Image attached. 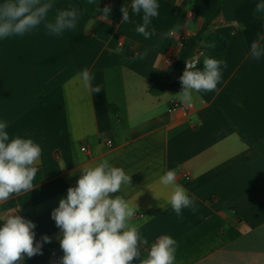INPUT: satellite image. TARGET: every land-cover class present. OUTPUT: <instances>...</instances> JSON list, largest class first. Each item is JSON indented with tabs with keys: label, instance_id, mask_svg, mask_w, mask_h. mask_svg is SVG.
I'll return each mask as SVG.
<instances>
[{
	"label": "crops",
	"instance_id": "1",
	"mask_svg": "<svg viewBox=\"0 0 264 264\" xmlns=\"http://www.w3.org/2000/svg\"><path fill=\"white\" fill-rule=\"evenodd\" d=\"M80 1L51 0L48 14L53 21L59 10L76 8L75 30L54 36L42 22L24 36L0 39V122L7 121L10 139L26 128L44 136L36 187L0 202V221L15 212L35 223L37 242L45 235L59 242L52 211L76 186L80 168L107 159L131 175L119 194L136 203L131 223L142 226L149 247L168 235L178 243L176 264H264V154L257 148L264 143V57L256 60L249 52L257 33L264 34V15L254 12L264 0H158L149 39L135 32L143 14L132 13V0H104L112 9L107 20L86 17ZM220 1L204 33L227 41L219 92L199 94L191 107L173 102L163 94L181 91L182 74L175 71L165 91L151 95L183 39ZM126 4L129 21L121 23ZM85 68L100 93L84 88L79 73ZM36 94L44 95L42 105ZM170 169L197 198L195 214L184 209L180 218L165 203L171 188L159 177ZM62 256L42 246V254L24 264H59Z\"/></svg>",
	"mask_w": 264,
	"mask_h": 264
},
{
	"label": "clouds",
	"instance_id": "2",
	"mask_svg": "<svg viewBox=\"0 0 264 264\" xmlns=\"http://www.w3.org/2000/svg\"><path fill=\"white\" fill-rule=\"evenodd\" d=\"M87 4H95V10L101 13L104 20L110 17L112 9L109 5L101 9L97 0H87ZM159 7L158 0H132L130 4L133 14H143L142 24L135 28V32L145 39L155 35L154 30L148 31V26L151 19L159 15ZM52 9L51 0H2L0 39L24 36L40 27L42 22L47 32L54 36H61L66 30H75L79 20L76 8L59 10L54 20L49 21L48 14ZM120 11L121 23H127L129 6H122ZM254 12L258 16L264 15V2L257 3ZM170 34L165 33L164 36ZM262 41L264 34L257 33V39L249 48L253 59L264 57ZM198 43L206 49L216 47L214 43L203 40ZM147 55V51L138 53L137 59L143 60ZM201 55L204 56L203 67H198L200 61L197 58L186 59L185 68L179 77L181 91L164 93L165 97L191 107L199 94L219 92L222 66L226 68L227 64L203 52ZM79 78L86 90L101 92V86H92L94 76L87 68L79 73ZM194 94L197 95L194 97ZM191 119L200 122L195 115ZM7 128V121L0 122V202L23 192L29 193L36 187L34 180L42 155L39 143L30 137L16 136L10 139ZM80 171L76 186L67 189L66 198H61L58 207L51 213L62 232V237H58L63 251L59 264H133L135 260H139V264H176L178 243L174 238L161 236L149 247L148 239L142 235V226L131 223L138 207L119 194L125 186H130L131 175L107 159L82 167ZM159 183L171 188L165 203L171 206L178 217L183 218L184 209H190L195 214L198 210L197 198L177 183L176 170H167L159 177ZM160 207L163 208L164 204ZM14 213L8 214L0 226V264H24L25 258L42 254L43 243L51 242L47 235L43 236L42 242H37L35 223Z\"/></svg>",
	"mask_w": 264,
	"mask_h": 264
},
{
	"label": "trees",
	"instance_id": "3",
	"mask_svg": "<svg viewBox=\"0 0 264 264\" xmlns=\"http://www.w3.org/2000/svg\"><path fill=\"white\" fill-rule=\"evenodd\" d=\"M221 1L218 3L214 11L205 19V21L203 22L202 26L198 29V31L195 34L183 39L176 60L173 64V68L175 69L177 74L183 73L186 59L194 58L196 49L198 47L201 48L204 55L212 56L216 59L222 60L227 48V41L225 40V38H223L217 33H211L206 38H204V33L209 29L211 22L215 19V17L218 15L220 11ZM97 2H99V7L103 9L104 0H97ZM95 8L96 5L87 4V0L80 1V9L82 13L90 19H96L101 14L97 12ZM201 40L205 42L214 43L216 47L210 49L203 48L198 43ZM203 58L204 56L202 55H199L197 58L200 61V63L198 64L200 67H203L202 64ZM167 82L168 79L164 77V73L160 74L156 79V81L150 86V90H149L150 94L153 96L162 94L165 91ZM34 101L36 104L42 105L44 103V95L36 94L34 96ZM20 137L23 138L30 137L40 145L44 143L43 134L33 128L23 129L20 132ZM257 148L259 151H261L264 154V143L262 142L258 143ZM0 226H2V221H0ZM39 242H42V239ZM43 246L49 248L50 250L57 251L63 255V251L60 248L59 242L51 241L50 243H43Z\"/></svg>",
	"mask_w": 264,
	"mask_h": 264
},
{
	"label": "built area",
	"instance_id": "4",
	"mask_svg": "<svg viewBox=\"0 0 264 264\" xmlns=\"http://www.w3.org/2000/svg\"><path fill=\"white\" fill-rule=\"evenodd\" d=\"M201 53H202V50H201L200 47H198V48L196 49V53H195L194 58H198V56L201 55ZM106 144H109V142L107 141ZM80 151H81V152H85V151H86V148H85L84 146H81V147H80Z\"/></svg>",
	"mask_w": 264,
	"mask_h": 264
},
{
	"label": "water",
	"instance_id": "5",
	"mask_svg": "<svg viewBox=\"0 0 264 264\" xmlns=\"http://www.w3.org/2000/svg\"><path fill=\"white\" fill-rule=\"evenodd\" d=\"M173 74H175V70L173 69L172 66H169L165 72L164 77L165 78H169L170 76H172Z\"/></svg>",
	"mask_w": 264,
	"mask_h": 264
}]
</instances>
